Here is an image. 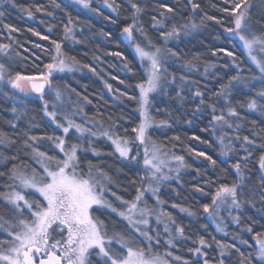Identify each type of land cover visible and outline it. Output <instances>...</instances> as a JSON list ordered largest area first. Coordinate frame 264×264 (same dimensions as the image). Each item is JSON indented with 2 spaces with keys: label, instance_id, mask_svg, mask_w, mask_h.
I'll list each match as a JSON object with an SVG mask.
<instances>
[{
  "label": "trees",
  "instance_id": "obj_1",
  "mask_svg": "<svg viewBox=\"0 0 264 264\" xmlns=\"http://www.w3.org/2000/svg\"><path fill=\"white\" fill-rule=\"evenodd\" d=\"M2 2L3 4L0 5V13H2L0 15V44H10V51L14 53V58L11 60L0 61L1 63L6 62L7 72L11 75L20 73L23 76L38 77L41 72L46 71L44 66L52 62V56L55 53L52 41L55 40L61 44V51L67 59L71 57L78 62L74 63L73 60L68 59L78 68L70 76H62L67 90L83 100L85 113L91 118L99 120L109 128H114L121 137L131 140L133 138L132 128L136 127L138 119L134 113L136 101L129 100L128 96H137L136 85L143 82L144 75L131 51V43L127 40V34L123 32V29L133 22V10L129 0H115V5H119L116 11H106L94 4L92 14H84L64 0H6ZM108 2L113 4V0H108ZM134 2L144 7V12L139 16L138 26L143 27L147 39L156 45H159L161 35L160 30L152 27L151 17L157 15V10L163 11L159 9L160 4L174 8V13H167L170 20L163 29L164 31L171 30L173 25H186L190 22L198 27L197 35L189 37L186 41L180 39L177 47H174V52L180 60L179 64L195 65L193 71L199 69L200 74L194 78L191 72L173 71L176 77H183V81L187 84L176 83L183 99L176 98L178 90L173 88L167 94L171 97L169 103L154 109L152 114L157 123L162 120L167 121L165 131L155 132L160 144L173 150L176 155L182 156L187 166L176 182L160 190V199L165 207H171V214L179 226L184 229V234L197 237L201 233L197 222L201 221V213H204L203 205L211 203L212 194L220 184L231 185L239 182L234 168L237 162L241 163V174L246 186L244 198L248 199L252 193L258 192L261 188V175L257 164L259 156L263 153L259 148H250L252 156L246 163L241 161L245 157L242 153H240L242 154L241 159L231 157L222 160L219 157L220 150L217 142L211 136L212 113L208 107L212 103L219 108L215 100L217 96L213 94L219 91L223 83H227L239 73H241L240 78L248 79L254 75V70L251 71L236 39L231 33L225 31L226 27L232 25L229 23L230 18L218 10L226 6L223 0H195L200 5L196 10L191 9L187 0H134ZM252 5L253 19H259L264 13V3L261 0H252ZM37 8L40 11H36ZM29 11L32 13L31 16L28 15ZM208 17L216 19H208ZM69 20L72 21L71 24L68 23ZM218 20L222 22L218 23ZM5 25L14 27L17 31L9 32L4 27ZM65 26L72 30L70 35L73 41L70 44L65 39ZM259 32L257 28L256 34ZM42 37H47V39H42ZM133 37H136L135 31ZM229 52L232 53L231 56L228 55ZM203 72L204 77L201 74ZM60 79L57 77L52 79L53 89ZM108 85H111V89ZM243 86L244 84H241L239 89L234 88L230 97V101L239 113L238 119L241 122V127L238 129L239 136L255 139L259 145L264 143V116L247 110V103L254 98L253 91H259V86H254L246 92L243 91L245 89ZM198 90L204 94L205 105L201 106V111L193 115L199 104L198 99H193V94ZM7 94L8 90L0 91V135H6L15 143L24 141L20 135L23 136L24 131H29L28 126L23 120L17 121L12 111L13 108L17 109L15 112L20 111L21 107H25L37 123V128L30 131L31 136H35V133L48 136L52 131L54 132L50 123L45 121L42 115V105L37 99H20V103L13 105L6 98ZM119 100L124 104L120 105ZM241 133L244 135L241 136ZM98 144L99 155L80 153L79 156L84 161L100 164L101 168L103 164L113 162L118 168L126 170L121 180L118 177L115 191L123 199H130L141 187L140 170L131 164L122 163L109 144L103 142H98ZM200 152L210 156L216 164L212 165L209 160L198 156L197 153ZM14 154L15 152L11 149L0 148V155L9 157L7 160L0 159V173H4L0 175V192L5 189L2 180L9 170L13 168V165L23 163L20 158L11 159ZM209 180L213 182L211 187L206 183ZM197 189H202V191H197ZM173 205L176 207L173 208ZM184 207L194 213L198 219L196 217L195 220L189 219L188 214H178L175 210V208ZM103 213L100 219L104 220L107 227L110 226L111 221L126 229L123 222L121 223L106 212ZM238 217L239 225L244 228L251 227L252 235L242 239L247 241L246 244H237L234 239L224 240V243L235 244L245 256L251 254L253 264H260L255 260L256 249L252 245V237L257 236L259 228L264 232V204L256 196L254 202L242 204ZM208 229L210 230V227ZM209 230L203 231L202 236L205 241L210 238L209 243L212 244L217 238ZM183 259H188L189 264H196V261H192L190 254L184 255ZM223 260L224 264H238L240 254L234 248H230L229 256ZM175 264L183 263L177 261Z\"/></svg>",
  "mask_w": 264,
  "mask_h": 264
},
{
  "label": "snow or ice",
  "instance_id": "obj_2",
  "mask_svg": "<svg viewBox=\"0 0 264 264\" xmlns=\"http://www.w3.org/2000/svg\"><path fill=\"white\" fill-rule=\"evenodd\" d=\"M75 2L82 5L85 9L90 7V0H75ZM223 2L226 6L218 10L230 18L229 23L232 25L231 27H226L225 31L239 38L244 48L248 49L251 59L257 64L260 72L264 74V61L257 60L256 56L252 55L253 50L256 48H258L259 52L264 53V13L261 14L259 19H253L252 0H223ZM261 2L264 3V0H261ZM129 3L133 10V22L125 27L123 32L127 34L130 40L133 39L134 31H138L146 37L143 27L137 26L139 16L144 12V7L134 2V0H129ZM187 4L191 5L192 10L200 7L195 0H187ZM109 7L113 11H116L119 5H115V0H113V4H110ZM159 9H163V11L157 10V15L151 17L153 21L152 27L160 30V35L164 38L165 42L164 47H157L151 40H148L145 46L134 43L135 51L140 57L141 62L147 61L146 71L148 74L145 83L136 85L140 90L139 96H128L129 100L136 101L138 105L137 111H139L142 117L141 122L132 128V132L136 135L132 140H129L128 138L119 136L113 139L108 132L104 133V135L109 136V139H112L116 152L125 160L138 161L140 153L139 151H134V146H136L137 141L139 145L144 146L143 166L146 171L145 179L148 186L143 190L137 189L134 201H122V203L128 205L129 214L138 211L139 219L133 222L131 215H126L123 211L119 212L118 215L127 219L135 232H138L149 243L137 245L121 232H113L112 235H109V229L104 220L94 215L97 212L103 215L104 213L101 212V209H110L113 213L117 212V209L112 206L105 196L106 192L111 191L108 185L112 184L113 180L103 169L91 161L81 159V156L78 155V144L74 143L66 147L63 137L49 136L47 139L55 145V148L59 149V153L48 155L46 152L33 147V144L29 143V141L35 142L37 138L29 136L25 132L26 139L23 143L26 147L31 148L32 158L39 165V170L32 168L31 171H28L27 165L25 169H20L18 166L13 165L8 174V180L11 183L5 185L7 191L0 192V264H94L93 257L97 258L95 264H168L164 258L152 251L150 242L154 237L137 227L139 224L147 225V217L154 212V209L149 208L146 201H143L145 192L150 191L153 196H156V193L159 191L158 185L161 182L177 178L170 177L164 172V168L167 166V161L164 157H167L169 153L163 152L161 150L163 146L151 141V137L148 135V130L152 127L153 122L148 115L147 106L149 104L148 98L150 93L163 92L166 84L169 82L175 83L174 77L170 81L167 69L164 67L166 59L177 55V53L167 48V41L172 38H178L182 30L187 32L188 26L173 25L171 30L164 31L163 29L170 20L167 13H174V8L166 4H160ZM36 11H40V9L37 8ZM28 15L31 16L32 13L29 11ZM208 19L216 18L208 17ZM217 22L220 23L222 21L218 20ZM68 23L71 24L72 21L69 20ZM4 27L9 32L17 31V29L9 25H5ZM192 27H195V25ZM257 28L260 30L259 34H256ZM71 31V28L65 26L66 36ZM35 34L39 35V33ZM42 39H47V37H42ZM52 43L56 54L52 56V63L44 66L46 71L41 72L38 77L22 76L20 73H16L15 77H12L11 74H8V78L5 80V74L8 71L6 62L0 63V83H5L13 89H19L21 92H24L25 88L22 87L23 82L26 85H30L31 92L39 94V98L43 100L45 88H51L50 77L53 72H63L65 69L68 71L73 70L72 65L66 63L64 54L61 51V44L55 40ZM10 50V44H0V54L6 60L12 59ZM228 55L231 56L232 53L229 52ZM68 59L73 60L74 63H78L74 58L69 57ZM183 79L181 77V81ZM238 79V76L232 77V81H237ZM232 81H229L227 85H222L221 90L213 94L218 99L224 97L226 104H229L228 92L230 91ZM108 87L111 89V85H108ZM122 95L125 94L122 93ZM176 95L183 99L179 91ZM56 99H61V92L59 90L56 91ZM193 99L199 100V104L193 112V115H195L196 112L202 110L201 106L205 105L204 94L198 90L193 94ZM258 100L261 102L259 109L264 114V91L257 92L256 97L247 103V108L256 110ZM51 107L52 110L49 111V103L44 101L43 110L45 115L57 128H61L65 135L73 128L79 133L87 131L92 136L96 135L91 129L83 128L80 124L74 123L67 117H65L67 126H64L57 119V105L53 104ZM208 107L212 113V121L220 122L228 128H233V124L226 119V115L227 117H239V113L235 107L229 104L226 115L223 109H221V114H216V104L210 103ZM12 111L15 112L16 109L13 108ZM253 123L255 122L253 121ZM166 124L167 121H160L161 126ZM236 127L239 128V125H236ZM236 139L239 140L240 137L237 136ZM242 141V147L247 153V156L242 158V161L245 163L252 156L250 148H259L264 153V143L257 145L256 140L249 139L248 136H244ZM7 143H15V141L9 140L6 135H0V144ZM149 143L150 147L148 146ZM220 143L224 144L223 136L220 137ZM61 153L62 155H60ZM222 154L227 156L228 152L225 151ZM197 155L209 160L212 165L216 164L215 160L210 156H206L203 152L197 153ZM0 159L7 160L9 157L0 155ZM11 159H16V157H11ZM172 159L177 161L180 167L186 166L182 156H172ZM258 163L260 171L264 173V154L259 156ZM234 168L239 177V182L231 185L220 184L214 194H212L211 205H203L205 213L215 215L221 206L240 209L242 204L254 202L256 196L264 204V175L260 176V190L252 193L251 197L245 199L244 189L246 186L244 184V177L241 174V163L237 162ZM179 170V167L175 169L177 176ZM0 175H4V173H0ZM206 183L209 187L213 184L210 180L206 181ZM153 184L157 186L154 187ZM197 191H202V189H197ZM26 194L34 198H26ZM112 195L115 196V193H112ZM117 199L120 198L117 197ZM156 200L158 204L163 203V201L159 200L158 196H156ZM141 203L144 204L143 207H140ZM173 207H176V205H173ZM181 211H188V209L181 208ZM189 215H194V213L189 212ZM162 216H167L168 220L172 224H175V221L167 213L158 215V222ZM234 219L239 223V217H234ZM217 230L223 231V228L217 225ZM164 231L169 233L170 237L166 243L170 247H174V238L167 225ZM247 231L251 232V227ZM175 232L180 236L184 235L182 227H176ZM261 236H264V234L257 233L258 248L256 249L255 259L260 264H264V238H260ZM156 243H159L158 238L156 239ZM198 243V247L190 248L189 251L197 257L206 255L201 250L202 247L208 246L206 241L201 237ZM241 243L246 244L247 241L242 240ZM217 244L219 245V242ZM219 246L221 247V256L225 255L223 249L234 248L240 254L238 264H253L251 254L245 256L235 244ZM166 255L171 256L172 253L168 252ZM175 260L180 261L182 258L176 256ZM183 264H189V262L183 261ZM196 264H199V260L196 261ZM203 264H209V261L205 259ZM219 264H224V260L221 259Z\"/></svg>",
  "mask_w": 264,
  "mask_h": 264
},
{
  "label": "rangeland",
  "instance_id": "obj_3",
  "mask_svg": "<svg viewBox=\"0 0 264 264\" xmlns=\"http://www.w3.org/2000/svg\"><path fill=\"white\" fill-rule=\"evenodd\" d=\"M2 1H6V0H0V5L3 4ZM64 1L66 3L71 4L76 10H78L84 14H92L94 12V9H93L94 4L96 6L99 5L100 8H103L106 11H113V9L111 7H109V5L111 3L108 2V0H95V1L90 0V7L87 9L83 8L82 5L76 3L75 0H64ZM186 25L188 26L187 32L182 30L180 33V36L178 38H172V39H169L167 41V48L171 49L173 52H174V47H177V42L180 39H183L186 41L189 37H191V36L193 37V36L197 35V33H198V30H197L198 27H196V26L192 27L194 25L193 22L187 23ZM135 32H136L137 38L133 37V39L130 40L127 36V40L131 43V51H132L134 57L136 58L137 62L140 64L143 75H144V80L141 83H145L147 80V76H148L147 71H146L147 61H144L143 63L141 62L140 57L138 56V54L135 51L134 43H138V44H141V46H145L147 44L148 39H147V37L141 35L140 32H138V31H135ZM231 35H232V37H234V39H236L239 47H241V50L244 53L245 59L249 65V67H251V69H252L251 71L254 70V75H252L248 79L246 77L240 78L241 73H239L237 75L239 77V79L237 81H232V79H230L227 81V83H225V84L223 83V85H227V84H229V81H232L230 91L228 92V101H229L230 106L235 107L232 104V102L230 101V96L232 94V90L234 88L239 89V87H241V84H244L243 87L245 89H243V91H245V92L248 91L249 89H252L254 86L255 87L259 86V88H258L259 91H264V78H262V77H264V74H262L260 72L257 64L251 59V56L249 55L248 49L244 48L243 43L239 40V38L232 33H231ZM65 39L67 40V42L69 44L73 41L72 36L70 34L68 36H65ZM159 41H160L159 45H156V44L155 45L157 47H164L165 42H164V38L162 36H160ZM55 54L56 53H54V55ZM13 55H14V53L11 51L12 58H14ZM252 55L256 56L257 60L264 61V53L259 52L258 48L253 50ZM64 58H65L67 64L72 65L73 70L68 71L67 69H65V71H63V72L54 71L52 76L50 77L51 88H48V87L45 88L43 100H41L39 98V95H34L33 92H31V90H30V86L24 84L23 82H22V87L25 88L24 92H21L19 89H13V88H11L10 85H7L5 83H0V91L8 90V94L6 95V98L9 101H11V103L13 105H15V103H20L19 102V101H21L20 99L24 100V99H29V98L30 99H37V101H39L40 105H42L41 106L42 115L44 116L45 121L50 123V125H51L50 127L54 130V132L52 131V133L48 136L35 133V137L37 138V140L35 142L29 141V143L33 144V147L39 149L40 151L46 152L48 155H56L57 153H59V149L55 148V145L50 140L47 139V137H49V136L63 137L65 139L66 147L71 145V144H74V143L78 144V146H79L78 155L80 153H90V154L99 155L98 150H97L98 148L100 149V147L97 146V145H99L98 142H103L107 145L109 144L113 153L118 157V159H120L122 161V163L125 162L128 164H131L140 170V174L142 176V182H141L142 184H141V187L139 189L143 190L144 188H146L148 186L147 180L145 179L146 171H145V168L143 166L144 146L139 145L138 141L136 142V146H134V151H139V153H140V155L138 157V161L125 160L124 158L119 156V153L116 152V150H115V145L112 143V139H109V136L104 135V133L108 132L109 135L112 136L113 139L117 138V136H119V137H121V136L114 130V128H109L108 126L100 123L99 120L91 118L90 115L86 114L85 110H84L85 104H84L83 100L80 97H79L80 99H78V97H75L74 93L67 90V88L65 87L66 85L62 81V76H66V75L70 76L72 72L77 71L78 67L75 64H73V62H70V60H68L65 55H64ZM5 59L6 58L3 57L2 54H0V61L5 60ZM7 61H9V60H7ZM179 61H180L179 58H177V56H175V57H171L169 59H166V61L164 63V67L167 69V75L169 76L170 81H171V78L174 77L175 83L169 82L168 84H166L163 92L158 91V92L149 94V98H148L149 104L147 106V112H148V115L151 117V120L153 123H152V127L148 130V135L151 137V141L155 142L157 145H161V144L158 141V139H157L158 136L155 132L165 131L166 126L165 125L161 126L160 123H157L154 120V118L152 116L153 110L161 107L163 104L169 103V101L171 100V97H170V95L167 96V94L173 88L178 90L181 93V90L176 85V83H178L180 85H183V84L187 85L184 81H181V77H176L175 73L173 71L177 70L178 72H182V73L183 72L184 73L191 72V74L194 76V78L200 74L199 69H196L195 71H193L195 69V65L194 66L190 65V64L189 65H183V64H179ZM238 70H240V68H238ZM8 74H10V73L7 72L5 74V80H7ZM201 74L203 77L205 76L204 72ZM15 75L16 74H13L11 76L15 77ZM54 77L61 78V79L58 80L56 87H54V89H53L52 79ZM221 86L219 88V91L221 90ZM258 89H257V91H258ZM57 90H59L61 92V99L60 100L56 99V91ZM10 93H12V94H10ZM136 93H137V97H138L140 94V90L137 87H136ZM176 93H177V91H176ZM256 94H257V92H256V90H254L253 91L254 98L256 97ZM176 98H178V97H176ZM215 100L219 105V108L217 107L216 114L217 115L221 114V109H223L224 113L226 115V110H227V107L229 106V104L225 103V98L220 97L218 99L216 97ZM44 101H47L49 103V111L52 110L51 105H53V104L57 105V108H56V111L58 114L57 119L64 126H67V120L65 119V117H67V118L71 119L74 123L80 124L83 128L91 129V131L95 132L96 135L92 136L87 131L83 132V133H79V132H76V130L74 128L70 129L69 133L67 135H65L63 133L62 129L57 128L56 125L45 115L44 110H43ZM120 102H121L120 105L124 104L123 101H120ZM260 103L261 102L258 100V106H257L256 110H250L247 108L248 112L254 111L258 114H262L260 109H259ZM20 107L21 106H19V108ZM123 107H124V105H123ZM137 108H138V105L136 103L135 107H134V110H135L134 113H135V116H137V119H138L137 125H138L141 122L142 117L140 116L139 111H137ZM20 109H21L20 111L14 112V116L17 119V121L23 120L26 122L29 131H24V133L27 132L28 135L31 136L30 131L35 130L37 128L36 127L37 123L35 122V120L33 118H31L30 114L27 112L25 107H21ZM245 109H246V107H245ZM236 110H237V108H236ZM262 115L264 116V114H262ZM211 117H212V115H211ZM226 119H228L229 122H231L233 124V128H228L227 126L222 125V123H220V122H214L211 120V136H213L215 142H217L218 148L220 150L219 157L222 160H226V159L231 158V157L241 159L240 155L244 154V156H246L247 153L244 151V148L242 147L243 141H242V138L239 136V132H238V129L241 127L240 119H238V117H227V115H226ZM236 125H239V128H237ZM24 133H23V136L21 134L20 137H23L25 140L26 137H25ZM135 135L136 134L133 133V138L135 137ZM240 135L243 136L244 133H241ZM222 136L224 137V144L223 145L220 143V137H222ZM237 136L240 137L239 140L236 139ZM95 146H96V148H95ZM148 146L150 147V143ZM0 148L11 149L15 152L14 157H16L18 159L19 158L22 159L23 163L17 165L20 169H25V166L27 165L28 171H31L32 168H37L39 170V165L36 164L34 159L32 158L31 148L26 147L22 140L20 141V143L0 144ZM229 149H231V150L229 151ZM161 150L163 152L169 153V155L167 157H164V159H166V161H167V166L164 168V172L167 175H169L170 177H177V178L170 179L167 181H163L158 185L159 191L156 193V196L159 197L160 201H161L160 196H159L160 190L162 188H164V186H166L168 183H171L173 181H177L179 176L181 174H183L185 172V169L187 168V166L180 167L179 163L172 159V156H178L173 152V150L167 149L165 147H162ZM225 151L228 152L227 156L222 154ZM240 153H242V154H240ZM60 155H62V153ZM241 161H242V159H241ZM93 164H95L99 168H101L100 164H98V163H93ZM184 164H185V162H184ZM257 166H258V171H259L260 175H264V173H262L259 169V163L257 164ZM177 167H179V169H180L178 176H177V172L175 171V169ZM101 169H103L104 172H106L109 176L112 177L113 183L108 185V187L111 189V191L106 192L105 196H106V199L112 204V206L117 209V212H115V213L111 212L110 209H108V210L101 209V212L103 211V212H106V213L112 215L121 223L123 222L126 225V229H128V230H126L125 228H122L121 226H117V225H115V223L110 221V226L108 227V229H109L108 234L112 235L113 232H121V233L125 234L129 240L134 241V243L137 245H140L141 243L148 244L149 241H147L144 237H141L138 232H135V230L129 225V221L127 219L118 215L119 212L123 211V212H125L126 215H131V219L133 220V222H135L136 220L139 219L138 211L134 212L132 214H129L128 213V205L122 203V201H128V202L134 201L135 197L137 195V192L130 199L127 200V199H123L122 197L118 196L116 191H115L116 181H117L118 177L121 180L124 177V175L126 174V170L118 168L117 164L113 163V162H107V163L103 164ZM169 169H171V171H169ZM10 170H9V172H10ZM9 172H8V174H9ZM8 174L2 180V181H4V184H2L3 187H5L6 184L11 183V181L8 180ZM153 186L155 187L157 185L153 184ZM4 191H7L6 187L2 192H4ZM112 193H115V196H113ZM36 195L38 196V194H36ZM156 196H153L150 191L145 192L144 197H143V201H146L147 206L149 208L154 209V212H153V214H151L147 217V219H148L147 225L139 224V225H137V227H139L142 231L148 232L149 235H152L154 237V239L150 242L152 245V251L154 253L159 254V256H161L162 258H164L168 262V264H175L177 262V260H175L176 256L181 257L180 255H182L184 257V255L186 256L188 254H190L192 261L199 260L200 264H203V261L205 259H207L209 261V264H219V261L223 258H226V256H229V252H230V248H225V249H223L225 255L221 256V247L219 245H227L224 243V240L230 241L231 239H234L237 244L242 245V243H241L242 239L244 237H247V236L250 237L252 235L251 232L247 231V229H248L247 227L244 228V227L240 226L239 223H237L236 220L234 219V217H238L241 208L235 209V208H231L229 206H221L218 213L215 215H209V213H205V212L201 213V217H200L201 221L199 220V222H197L198 226H199V230L201 231V233L198 234L197 237H189L185 234L183 236H180L179 234H177L175 232V228L180 227V226L176 222V219L171 214V207L170 206L165 207L164 203L158 204L157 200H156ZM117 197H119L120 199H117ZM26 198L32 199L34 197L28 196L26 194ZM209 205H211V203ZM143 206H144V204L141 203L140 207H143ZM185 209H187V208H185ZM175 210L178 212V214H180V213L188 214L189 219H193V220H195L196 218L198 219V217H196L194 215H189V211H181V208H175ZM161 213H167L168 215H170L172 220L175 221V224H172L168 220L167 216H162L161 220L158 222L157 216L160 215ZM94 215H97L99 218L102 217L100 212L94 213ZM99 215H101V216H99ZM166 225L169 228V230L172 234V237L174 238L173 239V243L175 245L174 247H170L166 243L167 240L170 238L169 233L164 231V228ZM217 225H219L221 228H223V231H218ZM257 225H259V224H257ZM209 227H210V230L208 229ZM208 230H209V232H212L213 235L216 236L217 240L214 243L210 244L209 243L210 238H209L206 241V244L208 246L202 247V249H201L202 252L206 253V255L197 257L192 252H190L189 249L198 247L199 246V243H198L199 239L201 237L203 238L202 235H204L203 231H208ZM259 233L264 234V232L260 228H259ZM157 238L159 239V243H156ZM260 238H264V236H261ZM217 242H219V245L217 244ZM252 245L255 249L258 248L257 236L252 237ZM168 252H171L172 255L171 256L166 255V253H168ZM183 257H181L182 260H180V262L183 263V261H189L188 259H183ZM92 259H93V262L95 264V261L97 258L93 257ZM256 262L260 263L258 260H256Z\"/></svg>",
  "mask_w": 264,
  "mask_h": 264
},
{
  "label": "bare ground",
  "instance_id": "obj_4",
  "mask_svg": "<svg viewBox=\"0 0 264 264\" xmlns=\"http://www.w3.org/2000/svg\"><path fill=\"white\" fill-rule=\"evenodd\" d=\"M231 97V96H230ZM260 174V173H259ZM173 182H176V181H173ZM173 182H171V183H173ZM171 183H168L166 186H168L169 184H171ZM167 188V187H166Z\"/></svg>",
  "mask_w": 264,
  "mask_h": 264
},
{
  "label": "water",
  "instance_id": "obj_5",
  "mask_svg": "<svg viewBox=\"0 0 264 264\" xmlns=\"http://www.w3.org/2000/svg\"><path fill=\"white\" fill-rule=\"evenodd\" d=\"M29 86H30V85H29ZM33 94H34V95H39V94H37V93H34V92H33Z\"/></svg>",
  "mask_w": 264,
  "mask_h": 264
}]
</instances>
